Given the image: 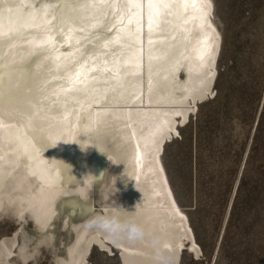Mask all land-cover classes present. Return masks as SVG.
I'll return each instance as SVG.
<instances>
[{
    "label": "bare ground",
    "instance_id": "1",
    "mask_svg": "<svg viewBox=\"0 0 264 264\" xmlns=\"http://www.w3.org/2000/svg\"><path fill=\"white\" fill-rule=\"evenodd\" d=\"M213 17V0H0V207L43 232L74 208L110 224L67 264H91L96 246L121 264H179L188 246L200 255L164 154L215 95ZM15 245L0 241L1 264Z\"/></svg>",
    "mask_w": 264,
    "mask_h": 264
},
{
    "label": "rangeland",
    "instance_id": "2",
    "mask_svg": "<svg viewBox=\"0 0 264 264\" xmlns=\"http://www.w3.org/2000/svg\"><path fill=\"white\" fill-rule=\"evenodd\" d=\"M213 1L222 34L215 95L199 104L164 154L201 247L199 256L184 248L179 264H264V0ZM112 168L104 187L113 185ZM93 200L92 214H101L102 189ZM22 216L10 203L0 207V241L16 242L12 264H67L78 241L100 226L82 208L66 221L56 218L47 232ZM117 254L96 246L90 262L121 264Z\"/></svg>",
    "mask_w": 264,
    "mask_h": 264
},
{
    "label": "clouds",
    "instance_id": "3",
    "mask_svg": "<svg viewBox=\"0 0 264 264\" xmlns=\"http://www.w3.org/2000/svg\"><path fill=\"white\" fill-rule=\"evenodd\" d=\"M100 226L101 227H103V228H109L110 227V224H109V222L108 221H106V220H101L100 221Z\"/></svg>",
    "mask_w": 264,
    "mask_h": 264
}]
</instances>
